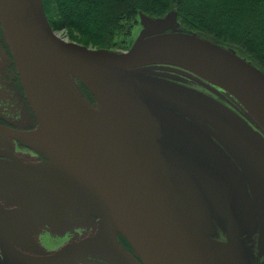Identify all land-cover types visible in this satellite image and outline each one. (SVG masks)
Wrapping results in <instances>:
<instances>
[{"label":"water","instance_id":"1","mask_svg":"<svg viewBox=\"0 0 264 264\" xmlns=\"http://www.w3.org/2000/svg\"><path fill=\"white\" fill-rule=\"evenodd\" d=\"M0 21L39 121L34 131L9 134L48 158L39 164L0 161L2 198L15 205L12 210L0 206V249L9 264H86L89 259L140 264L119 245V233L146 264H233L237 256L217 253L213 240L196 227L192 216H206L207 205L203 195L191 198L187 191L199 187L201 172L191 169L180 182L176 153L183 151L171 143L159 116L196 139L237 194L230 164L185 118L149 101L206 128L218 117L149 76L165 73L147 72V77L136 70L161 64L189 71L235 98L263 131L264 73L229 48L180 29L175 13L165 19L141 14V34L122 51L62 37L50 25L43 0H0ZM225 130L264 183L257 165L264 153L235 127ZM0 133L7 129L0 126ZM92 215L101 219L96 233L58 251L48 253L32 236ZM116 215L130 239L116 227Z\"/></svg>","mask_w":264,"mask_h":264},{"label":"flooded vegetation","instance_id":"2","mask_svg":"<svg viewBox=\"0 0 264 264\" xmlns=\"http://www.w3.org/2000/svg\"><path fill=\"white\" fill-rule=\"evenodd\" d=\"M179 69L181 73L177 74V77L184 73L188 75L191 73L182 68ZM136 71L148 77L147 72L149 71L145 68H140ZM159 73L165 74L149 76L162 81V83L166 85L178 88L182 96L203 105L218 117L217 121L209 125L210 129L202 126L170 106L149 101L151 106L155 108L163 109L185 118L210 140L224 157L225 161L230 164L232 170L229 171V174H235L232 177L234 181L237 179V194H234L236 190L233 191V189L228 186L226 178L223 177V174L217 168L207 150L186 130L170 120L159 116L170 131L171 143L173 145L177 143L183 151L182 156L176 153L179 158L176 159V167L179 172L180 182H184L186 173L191 169L201 172V184L199 187L197 189L190 188L187 191L191 198H196L197 193L203 195L205 198L207 215L201 216L200 218L196 215L192 216L199 232L213 240V248L217 253L226 258L228 255L237 256V258L231 259L233 264H250L252 258L245 241L248 238H253L255 240H260L261 245L264 244V183L257 172L248 163L245 155L237 148L236 143L230 139L226 133L225 127H235L242 135L248 137L250 139L248 140L252 144L254 143L263 153L264 131L257 124H255V126L252 124L253 127L250 126V117L241 104L230 94L208 81L207 83L206 81L202 82L199 80V83H201L205 89V93L207 92V94H205L188 88V84H186L188 86L185 87L172 81L171 78L176 76L173 73ZM191 76L192 75H183L182 78L190 83L188 78ZM193 80L198 82V79L194 76ZM81 92L97 107V103L95 99H93L94 97H89V94H87L82 85ZM221 98H225L227 102L232 104H225ZM0 126L7 129V133H0V161L9 164H39L48 161V158L39 151L26 144L21 139L9 134L11 133V129L23 132L34 131L38 129L39 121L25 93L12 47L5 35L1 21ZM187 158H191V160L187 161ZM257 165L259 168H262L264 172V162L257 160ZM238 179L244 185L243 191L239 189ZM174 183L177 184V181H174ZM186 188H184L185 191ZM4 193V189L0 187V206H3L7 210L14 209L15 205L7 204L6 201L3 200L2 195ZM188 194H186L183 199L186 204L188 202L186 200ZM217 207L219 208L220 214L223 212L225 214L222 224L220 222H208V211L214 212ZM221 208H223L224 211H222ZM100 221L101 219L98 216L92 215V217L84 219L81 222L69 223L68 227H58L55 231L32 232V236L48 253H52L63 247L91 237L98 230L101 223ZM216 226L220 227L221 233H219V231H214ZM255 227H258V234L252 236L250 231L254 230ZM117 239L119 245L126 252L130 253L140 264H146L143 258L136 253L132 245L123 235L119 233ZM28 254L32 256L38 255L32 251H28ZM0 255L3 259V263L9 264L1 249ZM103 262L96 263L92 261V259H89L86 264H107L105 261Z\"/></svg>","mask_w":264,"mask_h":264},{"label":"trees","instance_id":"3","mask_svg":"<svg viewBox=\"0 0 264 264\" xmlns=\"http://www.w3.org/2000/svg\"><path fill=\"white\" fill-rule=\"evenodd\" d=\"M43 4L54 30H64L86 46L119 51L128 48L141 14L165 19L175 13L180 29L229 48L264 73V0H43Z\"/></svg>","mask_w":264,"mask_h":264},{"label":"rangeland","instance_id":"4","mask_svg":"<svg viewBox=\"0 0 264 264\" xmlns=\"http://www.w3.org/2000/svg\"><path fill=\"white\" fill-rule=\"evenodd\" d=\"M179 27V26H178ZM144 28V25L142 24V21H141V18H140V21L135 25V27L133 28V31H132V36L130 37L129 39V46L128 48L126 49H123V50H127L129 49L133 44L134 42L136 41V39L139 37V35L141 34V31L143 30ZM62 37H65L67 40L69 41H74V42H78L77 40H75V38H70L66 32L64 30H58L57 31ZM81 41V39H80ZM122 51V50H121ZM147 71L149 72H169V73H173L175 74L176 76H173L171 79L172 81L174 82H177L179 83L180 85H183L185 87H187L188 85V88L192 89V90H195V91H198V92H202V93H205V89L204 87L202 86L201 83H199V80L200 81H206L204 80L203 78H200L199 76L193 74V73H190V75H192L191 77H189V81L190 83H188V81L184 78H182L183 75L185 76H190L188 75L187 73H184V74H181L179 77H177V74L181 73L180 69L176 66H171V65H161V64H155V65H148V66H145L144 67ZM152 76H158V75H152ZM193 76L198 79V82L197 81H194L193 80ZM179 81V82H178ZM207 82V81H206ZM208 83V82H207ZM188 84V85H186ZM208 86V85H207ZM207 94V92L205 93ZM209 95V94H208ZM222 101L227 104V105H230L232 103L230 102H227L225 100V98H221ZM234 111V110H233ZM247 113V112H246ZM248 114V113H247ZM250 117V116H249ZM252 121V122H251ZM250 126H252V124L255 126L256 122L250 117ZM253 127V126H252ZM175 129V128H174ZM179 133V132H178ZM259 138V137H258ZM263 149H264V145L262 146ZM222 211H224L223 208H221ZM224 212L222 214L219 213V208L217 207L215 209L214 212H211V211H208V222H220L222 224V221L224 222ZM223 217V218H222ZM220 226V224H219ZM215 232L219 231V233H221L222 231L220 230V227L216 226V229L214 230ZM250 234L252 236H254V234H258V227H255L254 230L250 231ZM247 247H248V251H249V254L252 258V262L250 264H264V244H260V240H255L253 238H248L246 241H245ZM0 264H4L3 263V259L0 255Z\"/></svg>","mask_w":264,"mask_h":264},{"label":"bare ground","instance_id":"5","mask_svg":"<svg viewBox=\"0 0 264 264\" xmlns=\"http://www.w3.org/2000/svg\"><path fill=\"white\" fill-rule=\"evenodd\" d=\"M115 225L122 234H124L128 239H130L124 224L122 223V221L120 220V218L117 215L115 216ZM136 253L138 254V251H136Z\"/></svg>","mask_w":264,"mask_h":264}]
</instances>
